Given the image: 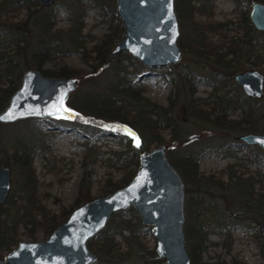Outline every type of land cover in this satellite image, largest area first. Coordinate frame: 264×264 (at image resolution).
Here are the masks:
<instances>
[{
  "label": "rangeland",
  "instance_id": "rangeland-1",
  "mask_svg": "<svg viewBox=\"0 0 264 264\" xmlns=\"http://www.w3.org/2000/svg\"><path fill=\"white\" fill-rule=\"evenodd\" d=\"M35 1L41 4L40 0ZM211 1L212 3L209 4L203 3L202 0H191V4L208 12L212 11V19L232 23L229 29L207 32L211 40L220 45L221 50H227L229 36L244 38L243 28L238 26L239 15L241 10L248 13L251 4L243 3L244 5L240 7L236 0ZM81 2L85 8L82 31L85 34L86 48L72 46L66 40L61 43L62 40H59L58 48H65L66 53H50L41 65L54 71L59 70L63 64L76 69L74 75L70 76L79 78L78 87L69 94L67 104L70 100L78 102L87 92L107 91L110 82L115 79L112 72L118 56L121 58L119 64H123L128 80L134 88L140 89L141 95L161 106L168 105L172 98L174 102L171 115L178 123L180 137L190 139L182 145L174 146V150L201 153L199 172L202 179L199 186L190 185L187 189L184 182V231L187 225L199 224V219L205 224L206 230L203 249L196 264H264V251L261 246L264 242V235H261L264 234V222L257 213L259 207L264 209V204L256 207L254 203L248 207L252 199L248 198L246 204L245 193L234 186L237 175L242 178L252 176L257 179L264 174V150L254 145L240 143L236 138L238 132L218 127L209 120L194 117L189 112V101L192 98H209V105L216 106V109L224 103L225 99L222 95L228 94L230 99H235L238 90H242L234 80V73L251 68H257L264 73V30L262 32L254 26L253 29H249L253 37L251 45L242 44V50L234 56V66L231 68H224L210 59L205 60L192 52H185L182 48V55L177 63L162 66L144 65L126 51H120L111 57V48L120 40L123 30L119 39L110 47L103 62L99 64L92 46L110 33L118 21L122 28L123 24L116 12V0H81ZM51 5L55 13L54 27L60 31L65 30L70 26L73 18L69 0H54ZM43 6L45 7L43 10L48 7ZM29 8L31 9L26 6L20 7L13 17L18 21V28H25L27 31L24 50L20 55L22 72L29 67H35L36 61L31 55L39 48L38 40L42 36L35 28L33 18L28 16L29 10L34 13H40L42 10L34 3ZM205 13L195 10L193 20L208 21ZM177 18L179 36L188 34L190 32V27L186 26L188 21H181L179 16ZM60 33L64 34V32ZM227 56L231 57L230 54ZM212 77L214 81L211 80ZM117 103L131 113L137 106L134 101L126 98ZM69 107L76 113L75 109L70 105ZM229 112V117L232 118H238L242 114L241 108L236 105L230 106ZM126 130L129 134H135L131 126L126 127ZM33 133L39 135L41 143L36 146L32 162L37 180L36 195L50 214L57 216V220L64 215L63 212L68 211L65 215L67 217L72 208L85 201L77 203L81 180L88 185L92 198L112 191L119 183L123 185L128 182L138 166L134 163L123 165L125 158L117 160L115 152L125 150L126 146L122 143V131L115 127L99 128L66 117H32L8 123L0 122V149H2L1 153L7 154L8 163L5 165L11 168V187L6 202L1 204L6 213L0 215V227L2 219L15 217L16 209L23 211L22 205L27 203L23 197L27 192L21 191L23 175L14 163L12 151L19 137L31 136ZM162 135L163 142L166 143L171 136V128L163 127ZM133 139H136V134ZM158 144L152 142L146 150ZM226 144L229 146L225 149L223 146ZM235 144L239 147L237 148ZM130 171H133L131 175ZM230 174H234V177H230ZM253 190L263 191L264 181H256ZM200 199L202 203L199 204L197 200ZM122 211L125 218H130L132 222L135 219L139 221L140 224L135 226L138 241L129 243L124 237L129 231L115 227L117 247L126 252L123 259L115 262L105 261L100 251L90 246L91 237L87 245L98 255V260L92 264H140L143 259L148 261V250L155 247L152 225L142 223L133 206ZM197 212H200V215L195 218ZM109 223L110 219L107 226ZM29 228L30 226L23 222L18 223V240H41L49 235L42 227L36 226L32 229L33 235L29 236ZM185 237L188 250L193 244V238H189L186 231ZM16 243L11 245V249ZM138 249H144L141 258L137 255ZM6 251L8 250H5L3 255ZM0 264L8 263L2 258Z\"/></svg>",
  "mask_w": 264,
  "mask_h": 264
},
{
  "label": "trees",
  "instance_id": "trees-1",
  "mask_svg": "<svg viewBox=\"0 0 264 264\" xmlns=\"http://www.w3.org/2000/svg\"><path fill=\"white\" fill-rule=\"evenodd\" d=\"M174 1L177 16H179L181 21L187 20L188 24L186 26L190 27V32L188 34H182L178 39L180 47L185 52H192L202 59H210L224 68H231L234 66V56L242 50V44L251 45L253 37L249 33V29H253V25L247 11L241 10L238 21V26L243 28L244 38L241 39L240 37V40L235 36H229L227 50H221L220 45H217L211 40L207 32L229 29V25L232 23L230 21L224 22L212 19V11L208 12L204 8L195 7L191 4V0ZM236 1L238 6L242 7L244 5L243 3L251 4L256 0ZM258 1L264 2V0ZM202 2L212 3L211 0H202ZM33 3L38 4L42 11L40 13H34V11L29 10L28 16L29 18H33L35 28L42 36L38 40L39 48L33 51L31 56L36 61L34 63L35 67L43 74L50 76H70L76 72L75 68L64 64L57 71L41 66L42 62L50 56V53H66L65 48H58L59 40H62L61 43L66 40L72 46L86 48L85 34L82 31L85 8L81 0H69V7L73 13V18L70 26L62 31L54 27L55 13L51 4L46 5L48 6L47 9L43 10L45 7L38 2L36 3L35 0H0V110L7 104L11 93L18 87L23 68L20 55L24 50L23 44L26 41L27 31H25V28H18V21H15L13 17L16 10L20 7L26 6L28 9H31L29 7ZM195 10H198L200 13L206 12L208 21L200 22L193 20ZM122 30L123 28L118 21L112 27L110 33H107L100 42L92 46V49L96 52V58H98L99 64L105 59L110 47L119 39ZM260 31L263 32V30ZM60 32H64V34ZM63 35L65 36L64 38ZM57 36L62 37L58 38ZM229 54L231 57L227 56ZM119 61H121L120 56L116 58L112 72L115 79L110 82L107 91L87 92L78 102L68 101V104L76 110L73 118L85 124L96 125L99 128L115 127L120 129L122 131V143H124L126 149L116 151L115 153L118 161L123 158L126 159L123 165L138 164L139 153L148 149L152 142H163L164 136L162 135V128L165 126L170 127L171 136L166 141L169 148L167 152L169 160L181 173L187 189L190 185L199 186L202 179V175L199 172L201 153L188 150H174V146L182 145L190 140L189 137H180L178 123H176L175 118L171 115L174 100L171 98L168 105L161 106L155 104V102L146 96L141 95L140 89L134 88L131 81L128 80L127 73L123 69V64L120 65ZM211 80L214 81L213 77ZM222 97L225 100L218 109L212 104H210L211 106L209 105V98H192L189 101V112L194 117L209 120L218 127L234 130L238 133L247 131L264 132V95L261 98H251L243 91L238 90L235 99H230L228 94L222 95ZM125 98L136 103L137 106L133 113L127 111L125 107H120L121 104L117 103V101L122 102ZM232 105L241 108L242 114L240 117H229V107ZM127 125L134 128L136 134L135 140L127 133ZM38 137L39 135L35 133L31 134V136L19 137L12 151L14 163L20 168L23 175V188L21 191L27 192L26 195H23L27 203L22 205L23 211L20 212L19 208L16 209L15 217L2 219V225L0 227V260L3 258V252L10 250L11 245L18 241L17 226L19 222L30 226L29 236L33 235L32 229L36 226H40L46 233H50L58 223L66 218L65 215L68 212H63L64 215L57 220V216L50 214L49 210L40 202L36 195L37 180L32 162L36 146L38 143L41 144ZM235 145L237 146V144ZM228 146L229 144H226L223 148L226 149ZM254 146L256 148L259 147L257 145ZM1 152L2 149H0V165H5L8 163L7 154ZM132 173L133 171H130V175ZM230 177H234V174H230ZM256 181L263 182L264 174H261L257 179L252 176L242 178L240 175H237L235 177L234 186L243 190L246 204L249 200L248 198L252 199V203L250 202L248 207L254 203L257 205L256 207L259 204H264V190L258 192L253 190V185ZM119 185H122V183L116 186ZM79 189L80 195H78L77 203L90 198L88 185L83 180L80 182ZM197 201L199 204L200 202L202 203L201 199ZM3 208V205L0 203V215L5 212V208L4 210ZM259 208L257 213L264 222V209ZM123 213L122 210L113 213L109 218V225L107 226L106 224L89 241L90 246L99 250L105 261L113 260L117 262L123 259L124 254H126L125 251L119 250V247H117L118 243L115 240L114 233L115 227H119L121 230L125 228L129 231L128 235L124 236L129 243L138 241L135 226L140 224L139 221L135 219L132 222L130 218H125ZM229 213L231 214V212ZM199 215L200 212H197L195 218H198ZM199 220V224L196 226L193 224L187 225L185 230L187 236L193 238V244L188 249L191 264H196V261L199 260L200 252L203 249L202 243L206 238L205 224L202 223L201 219ZM99 234L102 235L98 236ZM263 245L264 242L261 243L262 251H264ZM143 250L138 249L137 255L139 258H141L140 255L144 254ZM148 255V261L143 259L140 264H160L163 261L157 255L154 248L148 250Z\"/></svg>",
  "mask_w": 264,
  "mask_h": 264
},
{
  "label": "water",
  "instance_id": "water-1",
  "mask_svg": "<svg viewBox=\"0 0 264 264\" xmlns=\"http://www.w3.org/2000/svg\"><path fill=\"white\" fill-rule=\"evenodd\" d=\"M54 0H40L49 5ZM116 12L123 24L111 57L126 51L148 66L177 63L182 55L178 44L179 23L174 0H116ZM249 18L258 30H264V2L251 3ZM234 79L251 98L264 95V73L251 68L236 72ZM77 76H50L36 67L22 72L20 84L0 110V122L24 118H72L75 112L67 104L77 89ZM11 116V118H9ZM247 145L264 150V132L247 131L236 135ZM168 144L161 142L139 153V163L128 182L112 191L94 196L71 209L45 239H20L3 255L8 264H92L98 255L87 245L99 233L110 216L133 206L144 224L152 225L155 251L161 264H191L185 243L184 181L167 156ZM11 168L0 165V203L6 202Z\"/></svg>",
  "mask_w": 264,
  "mask_h": 264
},
{
  "label": "flooded vegetation",
  "instance_id": "flooded-vegetation-1",
  "mask_svg": "<svg viewBox=\"0 0 264 264\" xmlns=\"http://www.w3.org/2000/svg\"><path fill=\"white\" fill-rule=\"evenodd\" d=\"M235 74V73H234ZM235 80V79H234ZM237 84V83H236ZM9 195V194H8ZM8 198V197H7ZM263 231V230H262ZM263 233V232H262ZM261 235H264V234H261Z\"/></svg>",
  "mask_w": 264,
  "mask_h": 264
},
{
  "label": "snow or ice",
  "instance_id": "snow-or-ice-1",
  "mask_svg": "<svg viewBox=\"0 0 264 264\" xmlns=\"http://www.w3.org/2000/svg\"><path fill=\"white\" fill-rule=\"evenodd\" d=\"M0 118H3V117H0ZM9 118H11V116H9ZM138 142V141H137Z\"/></svg>",
  "mask_w": 264,
  "mask_h": 264
},
{
  "label": "bare ground",
  "instance_id": "bare-ground-1",
  "mask_svg": "<svg viewBox=\"0 0 264 264\" xmlns=\"http://www.w3.org/2000/svg\"><path fill=\"white\" fill-rule=\"evenodd\" d=\"M5 205V204H4Z\"/></svg>",
  "mask_w": 264,
  "mask_h": 264
}]
</instances>
